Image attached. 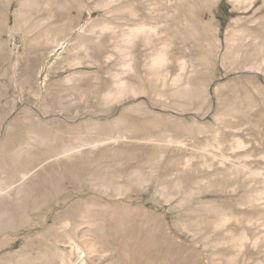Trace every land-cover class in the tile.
<instances>
[{"label":"rangeland","instance_id":"1","mask_svg":"<svg viewBox=\"0 0 264 264\" xmlns=\"http://www.w3.org/2000/svg\"><path fill=\"white\" fill-rule=\"evenodd\" d=\"M0 264H264V0H0Z\"/></svg>","mask_w":264,"mask_h":264}]
</instances>
